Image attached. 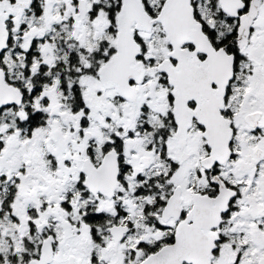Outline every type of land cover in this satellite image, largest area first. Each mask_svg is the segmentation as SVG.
<instances>
[{
    "label": "snow or ice",
    "instance_id": "snow-or-ice-1",
    "mask_svg": "<svg viewBox=\"0 0 264 264\" xmlns=\"http://www.w3.org/2000/svg\"><path fill=\"white\" fill-rule=\"evenodd\" d=\"M0 264H264V0H0Z\"/></svg>",
    "mask_w": 264,
    "mask_h": 264
}]
</instances>
